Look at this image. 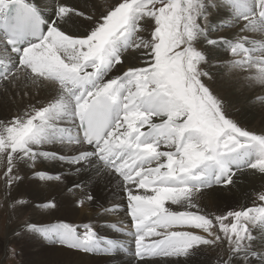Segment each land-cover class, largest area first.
Masks as SVG:
<instances>
[{
    "label": "bare ground",
    "instance_id": "6f19581e",
    "mask_svg": "<svg viewBox=\"0 0 264 264\" xmlns=\"http://www.w3.org/2000/svg\"><path fill=\"white\" fill-rule=\"evenodd\" d=\"M35 3L49 22L56 16L61 3L75 10L66 21L59 20L61 30L69 34L63 39L74 45H83L79 35L88 34L102 16L98 0H35ZM248 6L254 12L264 9L263 4L257 5L254 0H249ZM6 8L0 11V16ZM221 17L224 16L219 11L212 23ZM253 29L264 40L260 32L264 24L258 21L251 27L246 21H239L230 31L214 39L237 36L241 39L242 31V35L251 36ZM108 32L104 30L105 34ZM202 40L209 42L204 36ZM208 42L203 44L208 57L205 68L212 76L208 84L222 97L215 98L223 107V115L237 126L229 135L244 136L237 133V129L242 128L256 137L264 136V65L253 66L247 73L233 72L227 76L223 69L228 58ZM249 55L252 57L251 52ZM150 56L144 52L128 53L123 57V65H116L104 79L118 76L123 70L142 72ZM28 58L27 63L15 66L10 79L7 78L10 83H4L6 79L0 82V190L13 219L31 213L21 231L22 240L15 235L18 230L12 226L5 237L0 234V252L8 248L12 240H20V262L17 264H264V200L252 203L254 195L264 194V175L257 171L264 168V158L254 147L226 155L224 159L229 162V168L224 173L215 167L192 168L182 163L184 156L178 151V145L180 149L187 145L179 141L167 147L161 141L159 151L162 155L158 158L124 162L113 169L104 164L102 157H91L85 143H69V139L79 140L76 118L53 113L44 125L45 133L17 150L30 117L62 99H71L69 89L73 85L62 80L59 72L76 71L78 63L55 55L47 57V63L38 62L32 56ZM255 59L264 64V51L258 52ZM1 63L13 65L4 52H0ZM86 71L94 69L88 67ZM80 75L84 76L85 72ZM168 119L171 117H153L158 123ZM81 153L87 154L84 159H79ZM133 174L135 183L130 179ZM51 176L55 178H47ZM88 195L92 198L90 201L86 199ZM81 199H84L83 205L79 203ZM49 202L56 206L46 207ZM130 211L143 221L141 233L155 229L186 242L198 241L199 246L186 256L140 259L136 255L139 237ZM226 215L227 219L223 220ZM60 223L78 225L80 232L84 231L85 224H91L97 239L87 250L67 247L60 242L58 231L47 234L43 231ZM226 223L233 225L238 236L236 243L234 237L230 240V235L222 231ZM205 227L212 234L205 232ZM41 235L49 237L48 240L40 238ZM122 248H128L131 253L126 254Z\"/></svg>",
    "mask_w": 264,
    "mask_h": 264
},
{
    "label": "snow or ice",
    "instance_id": "6c2138e0",
    "mask_svg": "<svg viewBox=\"0 0 264 264\" xmlns=\"http://www.w3.org/2000/svg\"><path fill=\"white\" fill-rule=\"evenodd\" d=\"M10 2L16 3L19 8L17 16L11 21L0 16V28L8 33L7 38L0 41V52L8 55L13 66L28 62L25 60L26 56H32L41 63H47L46 58L53 55L78 62L76 71L59 72L62 80L73 85L69 89L71 99H62L38 110L35 117H30L17 150L43 135L44 125L50 115L58 113L78 119L83 129V143H94L102 159L113 168L115 162L125 156V163L158 158L162 155L159 151L161 141L165 147L178 141L185 143L187 147L183 149L178 145V151H182L184 156L182 163L186 162L192 168L201 165L215 167L220 173L229 168V162L224 157L230 152L237 153L239 149L254 147L258 155L264 158V136L256 137L237 129L246 137V142L242 143L236 135H229L236 126L223 116L222 109L215 98L211 97L210 90L202 84L197 86V76L190 77L187 70H182L185 54L193 71L196 64L206 62L208 57L193 49L184 50V54L177 53L176 48L180 46L178 33L174 32L169 41L170 51L166 58H157L153 54L152 59L147 62L146 70H123L120 75L105 80L104 76L112 68L124 63L119 55V42L124 37L122 29L127 28L131 10L123 19H119L118 3L113 8L115 18L112 21H109L108 16L101 17L88 34L79 35L78 39L84 41L83 45H74L63 39L69 34L59 27V20L66 21L65 18L75 12L74 9L61 3L56 16L49 22L40 15L35 0H0V11ZM229 3L237 9L246 8L249 0H229ZM258 3L264 4V0H258ZM261 15L264 16V13ZM105 23H111V30L107 34L103 30ZM208 43L211 45L215 41ZM89 48L92 49L91 52L88 51ZM157 59L159 63L156 62ZM88 67L94 71L87 72ZM81 72H85V75L81 76ZM161 116H169L171 119L159 123L153 120V117ZM176 121L183 123L177 124ZM5 131L7 132V127ZM71 142L80 143L81 140H70L69 143ZM86 155L79 154V159H84ZM257 171L264 175V168ZM130 179L135 183V174ZM11 183L12 181L9 185ZM86 199L90 201L92 198L88 195ZM259 199L264 200V194H260ZM79 203L83 205L84 199ZM55 206L54 202L46 205L51 208ZM129 215L133 218V227L138 233L136 255L140 259L186 256L190 250L199 246L198 241L186 242L180 237L165 235L155 229L141 233L140 226L143 221L136 218L134 212L130 211ZM79 227L60 223L43 231L46 234L49 231H58L60 242L67 247L87 250L97 239L95 228L91 224H85L84 231L80 232ZM204 231L212 234L207 227ZM151 233H155V236ZM156 236L160 238L157 239Z\"/></svg>",
    "mask_w": 264,
    "mask_h": 264
},
{
    "label": "rangeland",
    "instance_id": "374dc122",
    "mask_svg": "<svg viewBox=\"0 0 264 264\" xmlns=\"http://www.w3.org/2000/svg\"><path fill=\"white\" fill-rule=\"evenodd\" d=\"M98 1L101 12L100 14L102 15L101 17L108 16L109 21H112L115 18L113 8L118 3H120L117 8V12L120 13L119 19H123V17L129 13V10H131L127 28L126 30L122 29L124 37L119 42L121 48L119 55L122 56V58L128 53L133 54L135 52H144L146 54L150 53L151 58L149 57V59H152L153 54H155L157 58H166L168 56V52L170 51L169 41L175 32L179 34L180 38L178 40L180 46L176 48V52L180 54H184V50L186 49H193L196 52L207 56V54L204 53L203 44L205 42L202 40L203 36L207 37L209 41H215V43L211 44V47L216 46L217 49L222 50L228 58V64L223 69L227 76L234 73H247L253 69V66H260L259 63L257 64L255 57H257L258 52L262 53L264 51V40L258 37L259 35H257V30L253 29L254 32L251 36L242 35V31L241 39H238V36L236 38L226 37L224 39H214V37L223 35L230 31L239 21H246L249 27H251V24H253L254 21L263 23L259 18V14L260 12H263V8L256 9L258 10L256 12L251 11L249 6L237 9L236 6L229 3V0H139V2L138 0ZM254 3L259 5L258 0H254ZM218 9L224 17H221L219 18V21L212 23V19L219 12ZM245 12L249 14H246ZM70 14L73 15L75 12ZM101 17H98V21H100ZM210 24H212V26H210ZM103 26L104 30L107 32L111 30V23H105ZM260 32L264 35V29ZM0 41H3L2 38H0ZM207 42L208 40L206 43ZM249 52L252 53L253 60L248 57ZM28 57L29 56L25 58L26 61L29 59ZM156 62L159 63V59H157ZM205 63L206 62H201L196 64L195 71H193L190 66L188 56L185 54V62L182 70H187L190 77L197 76V86L202 84L204 88H207L208 90L211 89V97L215 98L218 96L222 99L221 95L216 93V91L214 93L212 87L208 84V81L211 82L212 76L211 73L206 70ZM8 81L10 80L6 79L4 83H7ZM202 90L203 89H201V91ZM215 101H217V99ZM218 105L223 110V107H221L219 103ZM223 116L226 117L225 114ZM226 118L229 120L228 117ZM241 130L243 129L241 128ZM237 133L240 132L237 131ZM237 139L243 143L242 140L244 139H242V137H237ZM47 178L53 179L55 177L51 176ZM257 195H254L253 197V204H257V201L261 200L259 199L260 195ZM4 202L5 198L3 196V192L0 190V234L5 237V234L12 226L14 229L16 228V230H18L15 231L17 232L15 235L20 236V240H22L23 234L21 231L22 229H25V224L27 223L26 221L30 217L31 212H28L23 217H15L13 219L10 214V210L6 208V204ZM235 210L237 211L238 209ZM226 217H228V215L223 217V220H226ZM125 230L130 231L131 229L125 228ZM222 231H224L225 234L230 235V240L234 237V243L237 242L238 236L237 233L235 234V231H233L232 224L226 223V225H223ZM40 238L48 240L49 237L41 235ZM20 240H12L11 244L9 243L10 246L5 248L6 251L4 250L3 252H0V264H17L20 262Z\"/></svg>",
    "mask_w": 264,
    "mask_h": 264
}]
</instances>
